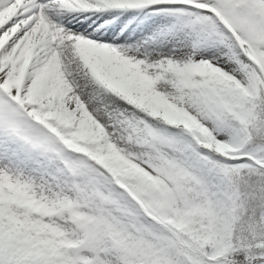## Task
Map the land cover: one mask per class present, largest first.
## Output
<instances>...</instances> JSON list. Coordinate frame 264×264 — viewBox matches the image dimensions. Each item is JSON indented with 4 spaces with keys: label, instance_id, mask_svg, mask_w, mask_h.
Here are the masks:
<instances>
[{
    "label": "snow or ice",
    "instance_id": "6c2138e0",
    "mask_svg": "<svg viewBox=\"0 0 264 264\" xmlns=\"http://www.w3.org/2000/svg\"><path fill=\"white\" fill-rule=\"evenodd\" d=\"M0 264H264V0H0Z\"/></svg>",
    "mask_w": 264,
    "mask_h": 264
}]
</instances>
